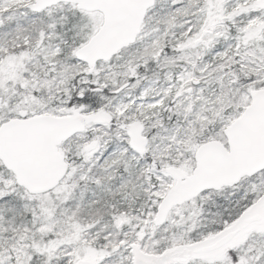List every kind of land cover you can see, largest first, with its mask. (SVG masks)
<instances>
[{"label": "snow or ice", "instance_id": "1", "mask_svg": "<svg viewBox=\"0 0 264 264\" xmlns=\"http://www.w3.org/2000/svg\"><path fill=\"white\" fill-rule=\"evenodd\" d=\"M0 264H264V0H0Z\"/></svg>", "mask_w": 264, "mask_h": 264}]
</instances>
